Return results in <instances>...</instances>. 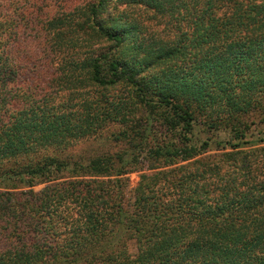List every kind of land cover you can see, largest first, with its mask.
I'll use <instances>...</instances> for the list:
<instances>
[{"label":"trees","instance_id":"obj_1","mask_svg":"<svg viewBox=\"0 0 264 264\" xmlns=\"http://www.w3.org/2000/svg\"><path fill=\"white\" fill-rule=\"evenodd\" d=\"M120 4L151 10L164 34L145 36ZM77 13L45 23L50 89L19 86L0 21V264H264V139H247L245 119L264 112V0ZM198 119L231 131L223 158L190 143ZM114 122L135 130L124 155L65 152Z\"/></svg>","mask_w":264,"mask_h":264},{"label":"rangeland","instance_id":"obj_2","mask_svg":"<svg viewBox=\"0 0 264 264\" xmlns=\"http://www.w3.org/2000/svg\"><path fill=\"white\" fill-rule=\"evenodd\" d=\"M93 0H0V21L2 22L3 39L6 46L21 50L15 58L16 63L24 67V73L18 75L19 86L43 84L45 89H50L54 57L49 54L48 49L54 46L57 41H53V30L46 27L45 23L58 15L77 18V13ZM115 10L121 11L129 19L133 17L141 22L145 28L144 35L150 37H160L164 34L162 19H159L151 10L140 5H115ZM114 7V6H112ZM114 10V9H113ZM77 13V14H76ZM65 17L63 20H68ZM10 33V35H8ZM65 34L72 35L68 30ZM62 42V41H61ZM66 42V41H65ZM77 42V41H76ZM57 46V44H56ZM61 46V45H60ZM62 47V46H61ZM53 48V47H52ZM39 74V75H38ZM108 95L118 96L125 93L120 88H113L106 92ZM130 100V99H129ZM245 119L249 124L247 139L259 141L264 139V112L252 111L245 114ZM135 130H129V126L120 123H110L98 129L92 138H86L76 143L65 152H70L82 160L94 155L109 156L112 154L124 155L130 149L129 146L134 137ZM190 143L199 156H209V158H223V153L230 151L228 144H224L231 138L229 129H208L201 120H196L192 125L190 133ZM146 149L143 150V155ZM146 157L142 159V168H145ZM137 173L129 172L128 189H132L138 180ZM129 197V193L126 195Z\"/></svg>","mask_w":264,"mask_h":264}]
</instances>
